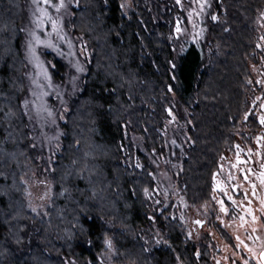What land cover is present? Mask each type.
I'll return each instance as SVG.
<instances>
[{
  "label": "trees",
  "instance_id": "obj_1",
  "mask_svg": "<svg viewBox=\"0 0 264 264\" xmlns=\"http://www.w3.org/2000/svg\"><path fill=\"white\" fill-rule=\"evenodd\" d=\"M124 1L78 0L73 11L74 34L93 53L64 125L53 206L41 225L22 184L32 152L23 109L24 0H0V264H97L110 238L124 264H212L208 243H194L173 221L165 224V248L149 253L141 242L155 182L137 167L129 132L162 153L175 93L192 121L184 191L194 206L209 202L214 174L246 112L248 61L264 0H212L202 40L182 52L171 42L170 0H134L127 13Z\"/></svg>",
  "mask_w": 264,
  "mask_h": 264
},
{
  "label": "rangeland",
  "instance_id": "obj_2",
  "mask_svg": "<svg viewBox=\"0 0 264 264\" xmlns=\"http://www.w3.org/2000/svg\"><path fill=\"white\" fill-rule=\"evenodd\" d=\"M203 2L204 0H181L177 4L176 0H170L174 23L171 42L176 52H182L185 44H198L202 40L204 21L212 0H206V6L201 11L200 5ZM123 5V10L127 13L133 8L134 0H125ZM40 7L45 6L41 3ZM76 8H78L76 0H72L66 9H61L59 13L54 9H49L50 15L58 21L61 35L66 37L60 40L52 33L51 23H46L42 30H36L34 20L39 12L33 0H24L21 51L26 93L23 98V109L28 122L32 152L25 166L22 184L25 189L27 209L41 225L48 221V213L53 206L54 165L63 149L64 125L67 123L73 101L82 91L84 77L93 53L88 42L82 36L74 34L73 11ZM177 24L182 30L180 33L176 32ZM33 31H36L41 39H51L64 53L61 56L52 48L43 46L37 48V55L41 61L57 66L56 70L49 67L53 87L44 89L49 95L42 98L34 97L32 94L35 86L31 78L36 76L38 69L34 67V62H31L26 44L32 39L29 34ZM262 37H264V10L258 18L257 50L252 60L248 61L250 78L248 79L246 112L233 147L225 151L214 174L209 202L194 206L188 201L184 191L181 174L184 160L187 157V149L192 144L190 135L192 121L189 112L185 109V111L178 109L175 93L172 92V106L168 110L171 115L169 114V119L164 126L165 149L162 153L149 150L138 134L129 132L139 168L147 169L155 182V189L149 196V222L140 232V240L149 253L167 246L168 237L165 224L173 221L180 225L187 238L194 243L199 244L203 241L208 243L212 254V264H216L217 260L220 264H244L245 258H250V264H262L261 261L252 257L246 248L237 247L239 242L235 239L239 235L240 239L252 247L256 253L262 250L264 221H260L262 216L260 200L264 198V186L260 184L258 177L261 172H264V168L261 167V164H264V139H261L264 137V125L259 122V116L264 115V107H261L264 105V86L256 83L264 81V39ZM68 41H71L73 45L71 57L68 55L70 51ZM69 59L73 63L78 61L85 69L83 73L71 71V75L79 76L78 88L75 91L68 83ZM58 64L61 65L60 68ZM258 97L260 99H257ZM25 101L29 103L28 109L24 107ZM61 101L66 103H61ZM41 102L52 111L55 118L54 124L51 118L45 123L41 117L36 115V105ZM246 114L248 115L247 120L245 119ZM57 136L58 140L54 139ZM57 143L59 148L56 147ZM33 144L35 148L32 147ZM142 159H145L146 163ZM238 160L243 163L238 164ZM246 169L251 171L246 172ZM245 175L248 176L247 180L244 179ZM252 184L256 185L255 195H253ZM233 200L236 201L235 204ZM220 201H223L224 207L228 209V215L220 212ZM32 208H36L39 215L33 212ZM248 208L253 210L258 223L256 225L245 223V226H241L242 222L239 219L241 216L245 217V222L251 219L246 215ZM218 216L220 219L217 218ZM196 220L202 221L203 227L197 225ZM251 227H256L257 232H251ZM34 231L33 228L31 235ZM249 236H259L260 240L249 239ZM109 240L112 248L109 249L106 246V249L98 255L97 264H124L119 260L114 240L112 238ZM85 263L92 264L91 262ZM85 263L76 259L65 260V264Z\"/></svg>",
  "mask_w": 264,
  "mask_h": 264
},
{
  "label": "snow or ice",
  "instance_id": "obj_3",
  "mask_svg": "<svg viewBox=\"0 0 264 264\" xmlns=\"http://www.w3.org/2000/svg\"><path fill=\"white\" fill-rule=\"evenodd\" d=\"M105 2H107V0H105ZM177 4H179L181 2V0H176ZM43 3V5L45 7L41 8L40 4ZM72 3V0H33V4L36 6L37 11L39 12V15L36 16L34 23L36 25V30H42L46 23H51V28H52V33H54L56 35V37L60 40H64L66 39L65 36L61 35L59 28H58V21L57 19H53V17L50 15L49 13V9H54L57 13H59L61 11V9H66L69 4ZM76 6H79L78 0H76ZM206 6V0H204L203 3H201L200 7H201V11L203 10V8ZM124 5L121 4V8H123ZM35 15V13H34ZM191 13L189 14V16L191 17ZM213 20H216L217 17L213 16L212 17ZM195 27V25H194ZM182 30L179 26V24H177L176 27V32L180 33ZM203 31V30H201ZM32 39H30L27 44H26V49H27V53L28 55L31 57V62H34V67L36 69H38V72L36 74V76L32 77V83L35 86L32 94L34 97L38 96L40 98H42L43 96H47L49 95V93L47 91H44V89L46 88H51L53 87L52 84V77L50 75L49 72V67L53 70L57 69V66L55 64H49L46 63L44 61H41L39 55H37V48L39 46H43L45 48H52L54 51H56L59 55L63 56L64 53L62 52V50L51 40V39H41L39 35L36 34V31H33L29 34ZM51 34H49L50 36ZM262 39H264V37H262ZM68 47L70 49L68 55L71 57L73 55V53L71 52V49L73 47L71 41H68ZM259 47V45H258ZM178 69V65L175 62L171 63V70L173 71V73L176 72V70ZM74 70L76 73H83L85 71L84 67L77 61L76 63H73L71 59H69V76H68V83L72 86L73 91H75L78 88L77 85V81L79 79V76L76 75H71V71ZM175 75L172 76V79H175ZM256 83L261 84L262 86H264V81H257ZM37 90H40L39 92H37ZM114 91V90H113ZM169 91H172V88H169ZM257 99H260L259 97ZM61 103H66L65 101H61ZM24 107L25 109L29 108V103L28 101L24 102ZM261 107H264V105H261ZM111 110V109H109ZM171 115V113H169ZM6 116L11 115L10 113H5ZM36 115L38 117H41L43 119V121L45 123L48 122L49 118H51V122L54 124L55 123V118L53 117V113L52 111H50L47 107L46 104H44L43 102H41L40 104L36 105ZM245 119H248V115L246 114ZM259 122L261 125H264V115H260L259 116ZM54 139L58 140V136L55 137ZM261 139H264V137H262ZM173 143H175V141H173ZM33 148H35V144L32 145ZM57 148H59V144L57 143L56 145ZM237 149H239V145L236 146ZM49 162H50V158H49ZM237 163H243L241 161H237ZM137 167H140L139 164H137ZM261 167L264 168V164H261ZM45 171H48V169H45ZM247 171H251L250 169H246ZM244 179L247 180L248 176L245 175ZM260 184L262 186H264V172H261L259 174L258 177ZM43 183V181L41 182ZM252 189H253V195H255V189H256V185L252 184ZM246 195V194H245ZM233 204L236 203V201H232ZM249 203H251L249 201ZM260 204H261V212H262V216L260 217V221H264V198H262L260 200ZM33 212L37 213V215H39V212L37 211L36 208H32L31 209ZM220 212L223 213L224 215H228V209L224 207V203L223 201H220ZM246 215L249 216L251 219L247 222H245V217L241 216L239 219L241 220L242 224L241 226H245V223L247 224H251V225H256L258 223V218L257 216L254 214L253 210L251 208L246 209ZM218 219H220V217H217ZM195 223L197 225H200L201 227H203V222L200 220H196ZM223 223V221H222ZM247 230V229H246ZM257 228L256 227H251V232H257ZM235 239L239 242L237 247L243 246L244 248L247 249V251L251 254L252 257H254L257 261H264V242L261 243V251L259 253H256L255 250L250 247L248 244L245 243V241L240 239V236L237 235L235 237ZM249 239L252 240H260L259 236H249ZM106 246L111 249L112 248V243L110 240H106L105 241ZM147 243V242H146ZM157 243H159V241H157ZM199 253H197V257H199ZM216 264H220V261L217 260ZM244 264H250V258H245L244 259Z\"/></svg>",
  "mask_w": 264,
  "mask_h": 264
},
{
  "label": "water",
  "instance_id": "obj_4",
  "mask_svg": "<svg viewBox=\"0 0 264 264\" xmlns=\"http://www.w3.org/2000/svg\"><path fill=\"white\" fill-rule=\"evenodd\" d=\"M262 264H264V261H261Z\"/></svg>",
  "mask_w": 264,
  "mask_h": 264
},
{
  "label": "bare ground",
  "instance_id": "obj_5",
  "mask_svg": "<svg viewBox=\"0 0 264 264\" xmlns=\"http://www.w3.org/2000/svg\"><path fill=\"white\" fill-rule=\"evenodd\" d=\"M72 127V126H71Z\"/></svg>",
  "mask_w": 264,
  "mask_h": 264
}]
</instances>
